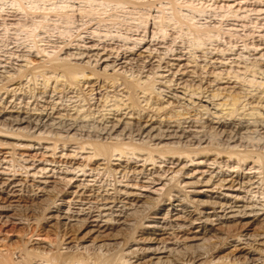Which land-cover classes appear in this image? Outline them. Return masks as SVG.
Here are the masks:
<instances>
[{
  "label": "rangeland",
  "instance_id": "obj_1",
  "mask_svg": "<svg viewBox=\"0 0 264 264\" xmlns=\"http://www.w3.org/2000/svg\"><path fill=\"white\" fill-rule=\"evenodd\" d=\"M129 2L122 5H108L98 1L80 3L67 0H21L19 3H12L10 0H0V76L13 77L12 82L7 83L6 80L3 81V85L0 84V99H2L0 105H8V102L15 99V102L21 101L19 104L25 107L38 110L49 109L51 108L48 103L50 99L48 101L45 97L43 100L42 97L43 93L52 96L49 90L54 84L52 80L48 85L44 83V79L52 75L49 73L43 75L41 67L68 62L70 65L86 67L87 62L92 65L90 66L92 70L99 73L101 82L96 83L98 85L92 88L93 93L86 89V86L82 89L81 95L75 94L76 90H65L59 95L54 93L56 94L55 107H58L61 113L65 114L63 110L67 111L73 106L75 108L84 107L83 111L89 108L88 111L98 118L102 110L99 108L100 101H103L102 97L108 95L110 98L114 93L119 95L118 91L121 89L117 88L119 90L116 89L114 92V88L110 87V82L106 80L107 76L123 77L129 81L138 82L142 87L151 86L154 81L155 88L153 89L152 86V89L155 94L152 96L157 98L158 89L164 93L168 92L166 87L169 86L167 83L169 78L176 81L172 78L173 73L178 77L177 80L183 77L182 81L175 83L179 88L188 89L187 92L200 86L206 92L205 97L208 98L217 89L224 95L233 93V95L241 96V100L232 106L233 109L230 106V109L227 107L230 110V112L228 110L230 116L233 115V118L228 117L230 119L241 117L247 114L248 110L260 112L256 102L258 97L264 96L262 94L264 75H257L255 69L264 66V0H173L172 2L169 0H129ZM77 50L86 53L88 58L78 60L70 56ZM97 54H110L113 58L122 57V60L117 64H111L112 67L103 72L104 65L101 62L98 67L93 68L97 61L95 57ZM140 66H145V68L141 70ZM19 76L22 77L19 78ZM161 76L165 78H160ZM217 76L223 79L216 80ZM228 77L229 79H226ZM119 84L120 81L117 85ZM178 86L173 88L176 89ZM7 91L8 94H5ZM13 94L16 96L13 97ZM242 95L247 97L244 98ZM141 97L136 98L138 104L141 103L140 111L144 108ZM158 97L161 101L164 96L158 95ZM197 97L193 96V98ZM84 100L89 101L90 104L87 105L88 102ZM206 100L208 101V99H202L198 106L184 104L176 107L174 104L167 115H176L181 111L179 114L184 113L197 118L195 117L198 116L197 110L199 106L207 105L204 103ZM194 101L197 104L198 100ZM208 102L219 103L218 100L213 101L212 99ZM209 108L212 109V106ZM98 110L100 113H97ZM262 110L260 114L263 113ZM0 135L7 136L8 134L0 131ZM260 137L262 136H254L248 141L247 150L257 155L254 161L258 157L264 165V140ZM19 138L25 141H14L0 136V141L7 140L10 143L18 142L17 145L21 144L19 148L0 146V181L22 179L25 184L31 185L48 180L56 182L58 188L65 185L69 188L84 183L87 186L98 187L100 185L99 187L107 189H114L113 185L116 182L117 191L139 195L142 202H148L149 208L139 212L127 235L123 238L130 246L133 241L139 240L142 227L146 225L147 219L153 216L155 211L165 212L164 209L167 208L169 199L170 202L177 200L175 203L184 200L182 203L187 206V210L196 209L197 213H212V210L208 208L202 210L196 203H191L192 200L219 202L225 196L224 200L242 199L248 204L257 200V203H264V180H262L264 170L260 166L262 163L253 165L249 162L240 163L235 157L228 159L227 152L231 150H226L225 142L217 146L219 142L215 136L210 147L212 152L206 155L191 156L190 161L189 158L183 159L182 157L178 161L175 158L170 161L165 159L161 164L159 163L161 160L157 159L158 173L148 179L137 175L122 178L121 174L114 175L111 172L116 168L115 166L106 168L105 165L100 166L103 170L97 174V172L89 171L93 168L92 162L86 163L88 166L84 173L79 172L76 170V164H85L84 158L88 155L81 154L74 140L67 141L65 147L58 145L53 151L54 140L48 139L49 137L46 138L48 140L40 142L35 139L38 145L28 142L33 139L25 133H21ZM62 142L61 140L58 144ZM26 144H31L33 147L25 148L23 145ZM73 154L77 156L70 158L74 156ZM153 154L156 155V153ZM214 158L215 163L212 162ZM46 160L70 164L65 166L61 165L62 163H46ZM120 161H112V165L121 164L130 167L129 170L135 172L140 171L144 164L139 158L131 157V155L121 158ZM176 172L179 173L175 174ZM221 172L231 175L228 180L233 181L237 173L241 172L244 177L248 175L250 178L254 177L252 181H258V185H254L257 188L239 187L232 183L222 187L211 184V182L206 184L205 181L209 175H218ZM27 190L15 193L17 196L14 200H19L18 204L25 214L29 212L28 210L34 209L38 216H42L46 203H48L47 206L51 204L50 198L47 199L48 201L45 200L47 202L41 200V202L31 203L27 196L29 197L32 193ZM117 197L123 198L121 195ZM134 198L130 197L131 200ZM28 215L33 214L30 212ZM212 222L215 225V222ZM29 223L35 224L36 222L29 218ZM203 223L210 226L204 214H201L196 225L201 226ZM10 228L0 231V242L4 238L16 240L14 235L21 230L12 234ZM217 228L215 226V229ZM240 229L241 226L229 223V228L211 232L199 242L202 245V253L206 255L195 260L193 264H264V239L254 237L262 233L263 229L254 224L249 227V231L242 233L245 236H241L238 239L239 242H234L237 240L235 234ZM148 246L156 247L154 244H136L133 248L146 249L145 247ZM227 247L229 248L226 249ZM192 250L182 251L184 253L181 255L184 256L180 261H183V264L190 260ZM202 253L197 252L199 255ZM150 258L149 254H145L144 258L137 263H135L136 258L131 259L130 262L145 264Z\"/></svg>",
  "mask_w": 264,
  "mask_h": 264
},
{
  "label": "bare ground",
  "instance_id": "obj_2",
  "mask_svg": "<svg viewBox=\"0 0 264 264\" xmlns=\"http://www.w3.org/2000/svg\"><path fill=\"white\" fill-rule=\"evenodd\" d=\"M10 1L19 3L21 0ZM67 1L80 3L98 1L108 5L130 3L129 0ZM169 1L172 2L173 0ZM70 56L76 57L78 60L88 58V55L80 50ZM95 57L97 61L93 68L98 67L101 62L104 65L103 72L111 68V64H117L118 61L122 60V57L117 59L118 57L113 58L110 54H97ZM132 61L134 60L132 59ZM90 66L92 67L87 62L86 67L84 65H70L69 62L63 64L53 63L48 67L42 66L41 72H43V75L49 73L53 76L44 79L46 85L51 80L54 84L49 90L52 96L47 95L48 93H43L42 97V99L46 97L48 101L50 99V102H47L51 108L38 110L32 107H25L19 104L21 101L19 103L15 102V99L8 102V105H0V131L8 134L7 136H0L14 141H25L19 138L21 133H25L33 139V141L28 142L36 143V145L42 140L53 139V151L56 150L58 145L65 147L67 141L74 140V142H77V147L81 154L88 155L84 158L85 164H76V170L84 173L88 166L86 163L92 162L93 168L89 169V171L97 172L98 174L100 170H103L100 169L102 165H105L106 168L115 166L116 168L112 169L111 172L114 175L121 174L122 178H128L132 175L141 176V178L145 179L152 177L153 174L158 173L157 159L161 160L159 162L161 164L164 163L165 159L170 161L175 158L178 161L182 157L183 159L189 158L190 161L191 156L206 155L212 152L210 147L214 136L218 138L219 143L217 146L225 142L226 150H231L229 152L226 151L228 159L235 157L240 163L249 162L253 165L262 163L258 157L254 161V157L257 155L247 150V142L253 139L254 136H262L260 138L264 140V110H262L264 109V106L262 107L264 96L258 97V100L256 99V106L258 107L259 105L258 108L263 113L260 114V112H255V110H248L247 114L230 119L231 117L233 118V115L231 114L232 116H230L229 109H233L234 107L232 108V106H235L241 100L239 95V97L236 94L233 95V93L224 95L223 92L217 89L208 98L205 97L206 92L200 86L192 91L190 90L192 88H190V91L187 92L188 89L179 88L178 84L175 83L182 81L183 77L177 80L178 77L173 73L171 74L172 78H175L176 81H172L169 78L167 81L169 86L166 87L168 92L164 93L158 89L156 92L157 98H155L152 96L155 94L153 92L155 88L154 81L151 86L149 85L150 87H142L138 82H132L123 77L107 76L106 80L110 82V87L114 88V92L117 88L121 89H117V91L119 90V95L114 93L115 95L113 94L110 98L108 95L102 97L103 101H100L101 104L99 106L102 110L100 109L101 113L99 110L97 111V113H100L98 118L95 117V114H91L88 111L89 108L83 111L84 107L75 108L73 106L71 109L67 108V111L64 109L65 114L61 113L60 109L55 107L54 98L56 94L54 93L59 95L65 90H76L75 94L81 95L85 86L86 89L93 93L94 90L92 88L98 85L96 83L101 82L99 73L92 70ZM140 68L143 70L145 66H140ZM257 68L255 69L257 75L263 76L264 66ZM219 77L221 76H217L216 80L221 81L223 78ZM229 77L226 79H229ZM12 78V76H0V84L6 80L7 83H10L13 81ZM160 78L165 77L161 76ZM118 81H120L119 86L117 85ZM172 82L173 84L171 85ZM198 82L202 83L201 81ZM174 86L178 87L174 89ZM5 94H8V91ZM262 94H264V91ZM138 95L142 96L141 99H143L142 103L144 104V108L141 111L139 109L141 103L138 104L136 100L139 97ZM158 95L164 96L161 101ZM14 96L16 95L13 94ZM193 96L198 97L193 98ZM242 96L244 97V95ZM243 97L242 99L245 98ZM193 99L198 100L197 104ZM202 99H208V101L210 99L213 101L218 100L219 103L214 104V102L204 101L207 105L199 106L201 110L198 108V116H195L197 118L190 117L191 115L187 116L183 112V114H179L181 111L176 113V115H167L170 113V107L174 104L176 107L178 105L181 107L184 104L198 106ZM87 102V105H89L90 102ZM211 106L212 109L209 108ZM211 110L214 111L211 112ZM234 110H231V112H235ZM61 140L63 142L58 144ZM17 143L2 140L0 141V146L19 148L21 144L17 145ZM203 145L205 146L203 147ZM231 145L232 147H230ZM23 146L25 148L33 147L31 144ZM86 150L88 152L85 153L84 151ZM153 153H156V155ZM129 155L139 158L140 162L144 163L140 171H131L129 170L130 167L121 165L123 164L120 161L121 158H127ZM76 156L77 154L70 158H75ZM112 161H120L122 163L112 165ZM45 162L62 163L61 165L65 166L70 164L48 160ZM212 162H216L215 158ZM146 163L148 164L145 165ZM260 166L264 170L263 163ZM147 167L150 168L147 169ZM106 168L104 169L105 171ZM178 173L176 172L175 174ZM229 177L231 175H227L225 172H221L218 175L211 174L205 182L206 184L211 182V184H216L219 187L232 183V185H239V187L257 188L254 185H258V181L253 182L252 178L254 177L250 178L249 175L244 177L242 172L240 174L237 173L234 181L232 179L228 180ZM262 180H264V176ZM115 185L116 182L113 185L114 189L99 187L100 185L98 187L94 185L87 186L84 183L70 186L69 188H67L68 185L58 188L56 182L48 180L31 185L25 184L22 179L0 181V231L11 227L9 229L10 232L15 234L14 232L21 230L14 235L16 240L4 238L0 242V264H133L130 262L131 259L136 258L135 263H137L144 258L145 254H149L151 257L145 264H183V261H180L182 256H184L181 255V253H184L182 251L192 249L190 260L193 262L191 263L188 260L186 264H193L195 260L206 255L202 253V245L199 242L211 232L229 228V223L241 226V229L235 234L237 240L234 242H239L238 239L241 236H245L242 233L249 231V227L254 224L263 229L262 233L254 237L260 240L264 239V203H257V200L251 201L249 204L242 199H234V201L224 200V196L223 200L219 202L190 201L191 203H196L202 210L206 208L212 210V213H197L196 209L188 211L187 206L182 203L184 200L178 201L180 203H175L177 200L170 202L169 199L167 208L164 209L165 212L155 211L153 216L147 219L146 225L142 227L139 240L133 241L130 246L123 238L127 235L139 212L149 208V203L145 200V202H142L139 195L117 191ZM26 189L32 193L29 197L27 196L31 203L41 202V200L45 201L50 198L51 204L47 206L48 203H46L42 216H38L34 209L28 210L29 212L25 214L18 204L19 200H14L17 196L15 193L26 191ZM111 190L113 192H110ZM119 195L123 198H118L117 196ZM130 197L135 198L131 200ZM30 212L33 215H28ZM201 214H204L206 222H209V227L206 226V223L201 226L196 225V222L200 220ZM29 218L36 223H29ZM212 218L215 219L212 220ZM212 221L215 222V225H213ZM215 226L218 228L215 229ZM136 244H154L156 247L151 248V246H148L145 247L146 249L142 247L133 248ZM197 252L202 254L199 255Z\"/></svg>",
  "mask_w": 264,
  "mask_h": 264
}]
</instances>
